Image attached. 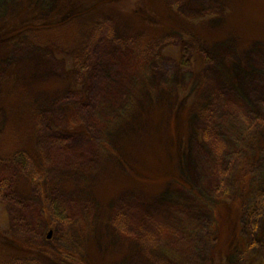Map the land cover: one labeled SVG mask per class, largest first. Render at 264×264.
I'll use <instances>...</instances> for the list:
<instances>
[{"label": "rangeland", "instance_id": "374dc122", "mask_svg": "<svg viewBox=\"0 0 264 264\" xmlns=\"http://www.w3.org/2000/svg\"><path fill=\"white\" fill-rule=\"evenodd\" d=\"M27 5L47 29L0 39V264L221 262L215 207L264 140V0H0V27Z\"/></svg>", "mask_w": 264, "mask_h": 264}, {"label": "trees", "instance_id": "16d2710c", "mask_svg": "<svg viewBox=\"0 0 264 264\" xmlns=\"http://www.w3.org/2000/svg\"><path fill=\"white\" fill-rule=\"evenodd\" d=\"M28 7V8H27ZM17 15V19L7 18L0 27V39L7 36L23 34L28 32L39 33L47 29V25L37 20V14L33 12L31 5ZM49 28V27H48ZM258 149L254 159L243 167L234 178V191L227 199H220L215 207L214 222L216 223V242L213 249L224 251L221 255L220 264H256L264 259V253H251L245 263L244 255L255 243L256 236L260 231V218L264 216V172L261 163L264 159V140ZM263 169V170H262ZM232 226H231V222ZM228 227L229 236L223 237L225 225ZM220 235V238H219ZM222 235V236H221ZM57 251V252H56ZM55 254L61 264H78L77 256L62 249H56ZM218 252V251H217ZM220 259V257H219ZM218 263V264H219Z\"/></svg>", "mask_w": 264, "mask_h": 264}, {"label": "bare ground", "instance_id": "6f19581e", "mask_svg": "<svg viewBox=\"0 0 264 264\" xmlns=\"http://www.w3.org/2000/svg\"><path fill=\"white\" fill-rule=\"evenodd\" d=\"M225 48V46L223 47V49ZM226 49H227V47H226ZM219 50H221V49H218L217 51L219 52Z\"/></svg>", "mask_w": 264, "mask_h": 264}, {"label": "water", "instance_id": "95a60500", "mask_svg": "<svg viewBox=\"0 0 264 264\" xmlns=\"http://www.w3.org/2000/svg\"><path fill=\"white\" fill-rule=\"evenodd\" d=\"M50 234H51V233L49 232L48 235H47V238L50 236Z\"/></svg>", "mask_w": 264, "mask_h": 264}]
</instances>
